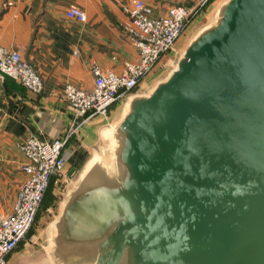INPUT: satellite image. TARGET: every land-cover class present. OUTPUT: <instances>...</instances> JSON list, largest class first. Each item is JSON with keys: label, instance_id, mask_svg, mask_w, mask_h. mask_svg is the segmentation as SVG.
Instances as JSON below:
<instances>
[{"label": "water", "instance_id": "1", "mask_svg": "<svg viewBox=\"0 0 264 264\" xmlns=\"http://www.w3.org/2000/svg\"><path fill=\"white\" fill-rule=\"evenodd\" d=\"M116 131L119 171L78 182L60 254L264 264V0H227Z\"/></svg>", "mask_w": 264, "mask_h": 264}, {"label": "crops", "instance_id": "2", "mask_svg": "<svg viewBox=\"0 0 264 264\" xmlns=\"http://www.w3.org/2000/svg\"><path fill=\"white\" fill-rule=\"evenodd\" d=\"M146 1L155 7V14L164 6L178 2ZM130 3L131 0H0V45L18 50L43 82L42 91L35 93L9 76L0 81L1 212L10 211L24 178L19 143L31 134L44 140L60 137L73 118L60 95L62 88L72 84L90 89L94 83L93 65L120 72L125 61L136 59V49L125 29L130 24L126 10ZM70 5L83 10L85 21L65 15ZM121 98L109 106L105 117L86 116L67 140L63 148L67 157L65 177L50 180L54 187L70 176L74 181L61 202L58 218L48 232L42 233L40 227L46 216L38 211L32 234L7 255L6 264H90L89 254L59 253L62 244L57 238L59 220L78 182L87 175L111 178L108 172L113 167V155L105 125L118 113ZM45 208L49 210L48 205Z\"/></svg>", "mask_w": 264, "mask_h": 264}, {"label": "built area", "instance_id": "3", "mask_svg": "<svg viewBox=\"0 0 264 264\" xmlns=\"http://www.w3.org/2000/svg\"><path fill=\"white\" fill-rule=\"evenodd\" d=\"M206 0H191L190 4L155 7L146 0H131L126 8L130 24L126 31L136 49L135 60H127L120 72L91 67L94 83L90 89L66 84L61 97L72 113V120L60 137L44 140L29 135L19 143L23 156L20 166L24 174L10 211H0V264L7 263V255L26 237L40 208L44 193L53 177H65L66 155L63 148L78 130L86 116H103L109 106L124 94L137 88L158 60L174 45L187 18ZM68 18L85 21L86 15L78 6L70 5L65 11ZM9 76L27 89L39 93L43 82L34 66L24 60L18 50L0 45V81ZM67 181H73L70 176Z\"/></svg>", "mask_w": 264, "mask_h": 264}, {"label": "rangeland", "instance_id": "4", "mask_svg": "<svg viewBox=\"0 0 264 264\" xmlns=\"http://www.w3.org/2000/svg\"><path fill=\"white\" fill-rule=\"evenodd\" d=\"M178 2L172 3V5L182 4L187 5L191 2V0H177ZM207 1V0H206ZM205 1V2H206ZM204 2V3H205ZM227 2V0H214L207 7L202 8L203 5L199 7L194 13H192L186 20L184 28L181 34L176 39L173 47L162 56L160 62L150 70L148 74L139 82L137 88L124 94L121 100L118 102V113L114 116V118L105 125L108 128L109 133V147L110 151L113 155V167H111V171L114 173L108 172L109 176L112 177L119 171V165L117 162V150H118V141H117V131L116 126L120 121V117L124 115V113L129 109V105L132 99L137 97H144L149 95L154 88L165 81L168 76L172 73V71L177 66V63L182 58L184 51L189 46L191 42H193L200 34H202L207 29L213 27L217 22L221 15V9L223 5ZM163 11V10H162ZM74 185V181H58L56 183V188L54 184H51L47 192L45 193L42 205L40 210L43 212V216H46L43 219L44 223L40 227V232H48L51 224L58 218V214L61 208V202L64 197L67 195L68 191ZM52 186V187H51ZM54 187V188H53ZM53 199V200H52ZM53 203V204H52ZM48 205L49 210H46V206ZM39 213V212H37ZM38 215V214H36ZM39 217V216H38ZM36 218V216H35ZM38 219V218H37ZM34 224L31 226L28 231L26 237L24 239H28V237L33 232V227L35 226L36 219L33 222ZM24 241V240H23Z\"/></svg>", "mask_w": 264, "mask_h": 264}, {"label": "trees", "instance_id": "5", "mask_svg": "<svg viewBox=\"0 0 264 264\" xmlns=\"http://www.w3.org/2000/svg\"><path fill=\"white\" fill-rule=\"evenodd\" d=\"M213 1H214V0H207V1L203 4L202 8L207 7V6L210 5ZM50 182H51V181H50ZM50 182H49V184H48V187H49V185L51 184ZM48 187H47V189H48ZM47 189H46V191H47ZM46 191H45V193H46ZM45 193H44V194H45Z\"/></svg>", "mask_w": 264, "mask_h": 264}]
</instances>
